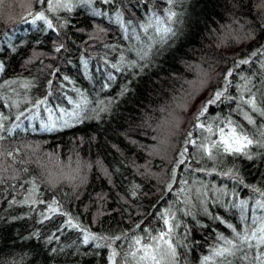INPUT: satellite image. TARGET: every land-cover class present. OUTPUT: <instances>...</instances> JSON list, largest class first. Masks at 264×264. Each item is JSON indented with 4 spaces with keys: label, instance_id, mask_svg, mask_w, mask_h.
I'll return each instance as SVG.
<instances>
[{
    "label": "trees",
    "instance_id": "trees-1",
    "mask_svg": "<svg viewBox=\"0 0 264 264\" xmlns=\"http://www.w3.org/2000/svg\"><path fill=\"white\" fill-rule=\"evenodd\" d=\"M63 2L70 11L49 10L47 0L0 6V264H113V251L115 264H135L128 255L132 241L146 242L163 229L165 211L174 215L167 217L174 264H206L205 257L207 264H253L264 257V244L256 241L234 255L214 256L220 237L239 243L236 233L259 236L264 227L260 0ZM41 12L52 27L33 23ZM157 21L175 32L163 44ZM225 84L199 122L227 132L231 121L253 139L252 159L215 149L209 159L197 147L219 139L218 131L209 136L197 129L196 116ZM179 94L189 112L182 109L172 129L178 142L167 146L168 157H155L152 145L160 137H151L162 110L179 112ZM82 96L89 101L82 122L61 128L69 119L61 109L72 112ZM250 98L255 108L244 103ZM50 121L58 130H43ZM69 174L75 179H66ZM53 200L57 212L49 210ZM87 234L107 239L85 243Z\"/></svg>",
    "mask_w": 264,
    "mask_h": 264
},
{
    "label": "snow or ice",
    "instance_id": "snow-or-ice-1",
    "mask_svg": "<svg viewBox=\"0 0 264 264\" xmlns=\"http://www.w3.org/2000/svg\"><path fill=\"white\" fill-rule=\"evenodd\" d=\"M38 3H44L45 0H37ZM48 2V8L49 10L55 11L57 8H67L69 11L71 10V5L64 3L63 0H57L56 3H53V0H47ZM85 2H89V0H85ZM103 3H114V0H102ZM4 3V0H0V6H2ZM260 7L264 8V0H260ZM94 15H100V13H94ZM120 13L117 12V22H120ZM175 13H170V16H174ZM35 20H45L48 24V27H52L51 21H48L44 13H38L35 15V18L33 20V23ZM166 25V21L164 22ZM160 21H157V27L154 29L155 32H158L160 35V39L158 41L159 44H163L166 42V40L170 36H174L175 32L171 27L165 26V27H159ZM141 27H147L144 25H141ZM261 28L264 29V23H261ZM127 31V29H125ZM59 51V49H57ZM147 53L140 54V59H145V56ZM253 56L256 55V52L252 53ZM239 64H247L249 63L248 60H241L238 62ZM115 68L116 65H113ZM232 75L231 71H228L225 74V81L227 82L228 77ZM65 79H67L65 77ZM109 79H112V77H109ZM227 90V85L225 84V88L223 91H216L214 93V96L212 99L208 100L204 106L200 109L199 113L196 116V120L198 123L196 124V128L200 129L209 136L216 135L218 131L219 139L215 141H209L204 142L197 147L205 152L208 155L209 159H213V149L216 151H223L224 153H230L234 155H244L247 156L248 159H252V156L249 155L247 149L249 146L253 144V139H251L247 134H245L242 130H238V126H233L231 121H228L229 130L225 132L224 128L220 127L217 131H214L213 127L211 125H205L203 122L200 121V117L203 116L207 110L208 106L211 104H215L218 100L221 99L223 96V92ZM243 99V98H242ZM46 101H40L39 104H44ZM89 101L86 97H81V100L79 102H75V108L72 112H65V110L61 109L62 112L65 113V115L69 119H64L61 124V128H66L71 126V122L74 120L75 122H82V113L86 112L87 105ZM102 103V102H101ZM245 104L252 105L253 108H255V101L254 98H250L246 101H244ZM39 104L37 106H39ZM262 115H264V112H261ZM250 119V118H249ZM251 122V120H250ZM3 124L0 123V129H3ZM43 130L45 131H56L57 124L56 121H50L49 123L43 124ZM189 136H191V133H189ZM4 137L0 136V140H3ZM207 141V137H206ZM188 143L195 144V141L189 140ZM257 143H260L257 141ZM261 147H264V144H260ZM184 151H187V148H185ZM8 156H12L11 152L7 153ZM181 158L184 156V152L180 153ZM180 163H183V159L180 160ZM69 168L71 165L68 166ZM24 171H27V169H24ZM230 174V173H229ZM66 179L68 180H74L75 176L73 175H67ZM49 184H52L53 181L50 178L48 180ZM168 190L171 191V185L168 186ZM35 191V189H33ZM133 195H135V192H133ZM27 203V200L25 201ZM35 203V201H33ZM57 202L53 200L52 205H49V210L51 212H57L59 211L58 207H53V205H56ZM261 208H264V204L258 205ZM171 216L174 220V215H172L169 211H165L164 213L160 214V219L163 220L164 228L159 230L156 235H147V241L145 242V239L143 237H136L131 244V248L129 250L128 255L131 257L132 261H135V264H174L175 257H176V249L172 242L171 236L173 233V224L171 220L167 217ZM68 225L74 228L80 229L79 224H73L72 219L69 218L67 221ZM137 228H139V225H137ZM81 231L87 232L86 229H81ZM259 236L257 232H245L243 235L240 233H236L235 239L239 241V243H234L233 239H229L227 237H220L219 239L223 242L222 246L217 247L214 249V256L216 257H227L228 255H234L236 251H239L240 248L244 246H251L250 241H256L257 245L264 244V227L260 228L258 230ZM97 240V239H107L106 237H97L95 235L87 234L84 236V242L88 243L89 240ZM116 240H120L121 237L117 236L115 237ZM98 247L100 245H97ZM116 252L113 251L112 256L110 259H113V264H115L114 257L116 256ZM210 257H205L204 260L207 264V261H209ZM259 261V264H264V257L257 256L253 264H256V261ZM127 264V261H126Z\"/></svg>",
    "mask_w": 264,
    "mask_h": 264
},
{
    "label": "rangeland",
    "instance_id": "rangeland-1",
    "mask_svg": "<svg viewBox=\"0 0 264 264\" xmlns=\"http://www.w3.org/2000/svg\"><path fill=\"white\" fill-rule=\"evenodd\" d=\"M195 85H198V82H196ZM185 91H187V90H185ZM192 91H199V90L194 89ZM192 93H194V92H192ZM185 94H186L185 96L187 97V93H185ZM179 96H180V94L177 95V97L180 100V105L179 104L176 105V102H175V107L179 110V112L178 113L174 112L173 111L174 109L173 110L171 109L169 111L168 110H166V111L162 110L163 111V115L160 118V120L158 121V125H157L158 132H157L156 136L151 137L152 140L156 139L157 137H160V140H159L158 144H155V145L150 144V145L155 147L153 152H152V154H151V155H153L155 157H163V156H161V152H164L165 156L168 157V155H170L171 152L167 150V146L170 145L172 143V141H173L174 147H175L177 142H178L177 141V136L179 134L177 133L178 135H176V136L175 135H171L172 129L174 127L178 129V125H176L175 122L177 121V119H179L178 121L181 122V119L179 118V115H181L183 113L182 109H184L187 113L189 112V105L187 103H184L185 100H184L183 97H181V96L179 97ZM155 119H156V117L153 118V120H155ZM153 122H155V121H152V123ZM149 148H150V146H149ZM80 159H82V157H80ZM154 188H155L156 192L157 191L159 192L160 186H158L156 184L154 186Z\"/></svg>",
    "mask_w": 264,
    "mask_h": 264
}]
</instances>
